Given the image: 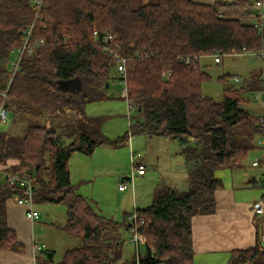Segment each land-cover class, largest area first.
I'll return each instance as SVG.
<instances>
[{
    "label": "trees",
    "instance_id": "1",
    "mask_svg": "<svg viewBox=\"0 0 264 264\" xmlns=\"http://www.w3.org/2000/svg\"><path fill=\"white\" fill-rule=\"evenodd\" d=\"M32 1L0 0V93L7 90V63L12 50L23 45L25 30L35 23L34 38L45 40L35 55L24 57L8 91L6 108L25 127L22 136L0 131V168L16 161L12 173H32L36 205L66 206L64 230L83 240L62 262L48 256L37 264H195L192 220L216 212V193L224 186L216 173L241 168L263 134L243 98L263 89L262 74L240 87L227 86L222 78L224 96L216 101L202 93L210 76L201 58L264 53V32L253 26L258 0H45L40 20ZM105 33L113 35L128 59L125 99L139 114L116 141L84 114L88 104L107 99L106 85L114 80L115 60L102 48ZM72 81L79 88L70 95L61 83ZM70 111L77 120L69 128L59 131L39 122ZM142 134L181 146L190 165L189 188H160L149 207L134 212L136 219L122 228H135L146 239V252L124 261L122 235L118 231L109 239V227L120 226L101 217L78 194L69 162L76 152L91 155L99 146L119 148ZM17 195L18 188L0 180V252H25L8 226L7 202ZM230 264H264V246L257 241L254 248L235 251Z\"/></svg>",
    "mask_w": 264,
    "mask_h": 264
},
{
    "label": "rangeland",
    "instance_id": "2",
    "mask_svg": "<svg viewBox=\"0 0 264 264\" xmlns=\"http://www.w3.org/2000/svg\"><path fill=\"white\" fill-rule=\"evenodd\" d=\"M155 1L156 0H145L144 2L150 3ZM195 1L205 4H213L214 2V0ZM14 58L16 57L14 56ZM201 67L210 76V80L202 85V93L216 101H222L224 96V84L222 78H227V86L240 87L244 81L254 74H262V76H264V61H261L254 55L237 57L225 56L220 63L215 62L213 55L205 56L201 58ZM113 77L114 80L111 82L110 86L105 89L107 99L88 104L84 109V114L89 121L91 120V125L98 128L107 139L116 141L118 138L125 136L129 131L130 124L139 117V114L137 110L129 113L128 102L123 96V86L118 80V74L114 72ZM235 77H238L242 82H235ZM254 95L259 96L260 100H255ZM243 98L246 101V109L253 116L258 119L264 116L263 89L253 93H246L243 95ZM75 121L74 112L72 111H70V113H61L51 118H39V122L42 124L56 128L59 131L71 127ZM24 127V123L16 121L10 114L8 122L0 125V131H5L15 136H22ZM259 138H264V135H258L257 139ZM146 139V136L134 135L119 148L107 145L102 146V175L100 178L96 179V181H93L86 186L85 192L99 203V208H102L103 211L102 215L124 225H127L128 223L126 220V214H131L134 211L132 208H128V204L125 202V197L130 195L132 198V192L134 191L132 189H135L137 196H140L141 194L142 197H144V195L149 192L151 184L154 183V180L152 182H142V178L138 176L136 163L140 162L143 156H148L156 164L160 163L161 166L165 163H169L167 157H172V161H175L177 164L178 171H182L184 163L190 167V165L184 161L183 151L179 149L181 146L178 143L172 145L168 150L165 145L155 144L154 142H156V140L146 142ZM132 141H135V143L133 150L131 151ZM136 143L138 144L136 145ZM100 153L101 150H97L94 156H83L85 159L86 157H89V165L87 164V161L86 165L88 167L99 165L101 162ZM133 157L135 160L134 163H132ZM259 158L249 155L247 161L250 162V168H253L251 164ZM247 161L245 164L249 165ZM70 165H72V162H69V167ZM254 169L255 170L253 171H256L257 168ZM73 173H75V171H73ZM152 174L153 170L150 165L147 175L143 178H148L149 175L152 176ZM183 175L184 174L180 173V178L176 185L181 192H184L189 188V181L188 179L184 180L182 177ZM126 178H130L131 182L126 180ZM125 183L128 184V190L126 193L120 194L119 186ZM77 185H79V183L75 186L77 187ZM133 185L134 188L132 187ZM262 191H264V188ZM91 198L90 200H92ZM91 203L94 205L93 201H91ZM36 208L40 213V220L38 223H41L36 227V237L38 240L40 239L42 242L50 243L53 246L56 252L54 258L55 263L62 262L68 250L83 246V240L80 236L71 235L69 233L65 234L62 232L64 234L57 237L54 235V231L51 230L52 227H54L51 225L55 223L60 226L61 229H63V226H66V206L39 204L36 205ZM123 211H125V213ZM41 228L42 231L39 230ZM109 230H111V234L109 233V239L112 241L114 239L113 235L118 233V231L122 235L123 260L134 261L137 258V247L131 242L130 232L125 231L124 228L118 230L116 227H109ZM143 240L146 242L144 237ZM144 242L140 243L141 256H144L146 252Z\"/></svg>",
    "mask_w": 264,
    "mask_h": 264
},
{
    "label": "crops",
    "instance_id": "3",
    "mask_svg": "<svg viewBox=\"0 0 264 264\" xmlns=\"http://www.w3.org/2000/svg\"><path fill=\"white\" fill-rule=\"evenodd\" d=\"M74 117L77 120L75 113ZM142 136L147 137L146 142L156 140L157 143L154 142L155 144L165 145L168 150L175 144V142L165 137L145 134H142ZM258 140L256 138V149L250 154L256 158L262 155V149L258 145ZM134 143L135 141H132L131 151L133 150ZM179 149L182 151L181 147ZM97 150H101V162L99 165H95V167H88L86 161L88 164L89 157L85 159L83 156H94ZM167 159L169 163H165L162 166L160 163L156 164L148 156H143L142 160L136 163V166L144 167L145 169L143 175L138 174L142 178L141 181L146 183L154 180V183L151 184L149 192L144 197L141 194L137 196L135 189H132L134 190L132 192V198L130 195L125 197L128 208L134 210L133 213L126 214L128 223H130L129 219L134 215L135 211L145 209L152 204L160 188H174L179 190L176 185L179 181L180 173L184 174L182 176L184 180L188 179V166L186 163H184L182 171H178L177 164L175 161H172V157H167ZM183 159L186 162L184 155ZM134 161L133 157L132 163ZM71 162V182L74 185L79 183L76 187L78 194L85 198L101 217L113 221L122 228L124 224L102 215L103 211L102 208H99V203L85 192L87 184L96 181L102 175V146L97 147L91 155H86L81 152L74 153L70 159ZM247 163L249 165L244 164L237 170H221L216 173V177L222 180L224 184L223 188L216 193V212L212 215L197 216L192 220L195 264H230L232 253L235 251L254 248L257 241L264 246V213L256 214L253 210V204L255 202L264 200V191H262L264 186L260 183V180L264 179V170L262 168L258 170V167H253L252 164L251 166L253 168H250V162L247 161ZM15 164H17L16 161H10L4 170L12 173L9 169ZM150 165L153 170L152 176L149 175L148 178H143L147 175ZM254 168H257L256 171H253L255 170ZM126 180L131 182L130 178H126ZM132 187L134 188V185ZM127 190L128 188L125 191H119L121 192L120 194H124ZM91 201H93L94 205ZM26 211V207L19 205L16 198L8 200V226L11 230L15 231L19 241L25 248V252L22 254L9 251L0 252V264H37L38 260H44L48 256H51L54 261L56 252L53 246L50 243L42 242L40 239L38 240L36 237V227L41 224L38 223L40 219L31 221L27 217ZM125 211L123 212L125 213ZM51 226H54L51 230L54 231V235L57 237L64 233L68 234L63 230L65 226H63V229L56 225V223ZM39 230L42 231V228ZM136 247L138 257L141 255L140 246L136 245Z\"/></svg>",
    "mask_w": 264,
    "mask_h": 264
},
{
    "label": "built area",
    "instance_id": "4",
    "mask_svg": "<svg viewBox=\"0 0 264 264\" xmlns=\"http://www.w3.org/2000/svg\"><path fill=\"white\" fill-rule=\"evenodd\" d=\"M32 5L36 10V20H40L42 18V12L45 9V0H33ZM256 11V19L253 23V26L258 29L260 32H264V0H258L255 4ZM34 28L35 23L31 24L24 32V42L23 45L19 48L12 50L11 58L7 63L9 72H10V82L7 86V90L3 93H0V125L6 124L9 120V112L6 108V99L7 94L10 89L13 78L19 72L22 60L26 56L35 55L44 45L45 40L34 38ZM102 48L103 52L115 60L116 63V73L118 74V79L120 84L123 86V96L127 99L128 91H127V63L128 59L124 57L121 53V47L114 43V37L110 33H105L102 39ZM254 55L261 61H264V53H249V52H232L230 54H216L213 55L215 62L220 63L222 58L225 56H249ZM14 56L16 58H14ZM140 58V55L136 56ZM147 58V55L143 56ZM190 62V58L186 59V63ZM171 76L170 73L165 75L166 78ZM235 82L241 83L242 81L238 78H234ZM262 81L264 85V76H262ZM264 90V87H263ZM255 100H260V97L254 95ZM128 102V101H127ZM264 108V103H263ZM129 113L131 111L137 110V107L128 102ZM135 122V121H134ZM132 122L130 125H132ZM259 125L263 130L264 135V116L259 118ZM258 145L262 149V156L252 163L253 167L262 168L264 170V138H259ZM138 174L143 175L145 173L144 167L137 166ZM0 180L7 184L10 187L18 188L21 192V195H17L15 198L19 205H23L26 207V215L31 221H37L40 219V213L36 208V203L34 201V175L32 173H24V174H15L8 173L3 168H0ZM127 189V184H123L119 186L120 191H125ZM253 210L256 214L264 213V200L257 201L253 204ZM136 219L135 215H132L129 219L130 223ZM131 234V242L137 246H140L141 242H144L143 236L137 232L135 228H132L130 231Z\"/></svg>",
    "mask_w": 264,
    "mask_h": 264
},
{
    "label": "water",
    "instance_id": "5",
    "mask_svg": "<svg viewBox=\"0 0 264 264\" xmlns=\"http://www.w3.org/2000/svg\"><path fill=\"white\" fill-rule=\"evenodd\" d=\"M61 87L64 92L69 93L70 95L74 94L79 88L78 84H76V81L63 82L61 83ZM106 87H109V84H107ZM37 169H39V166L37 167ZM260 183L264 186V179L260 180Z\"/></svg>",
    "mask_w": 264,
    "mask_h": 264
}]
</instances>
